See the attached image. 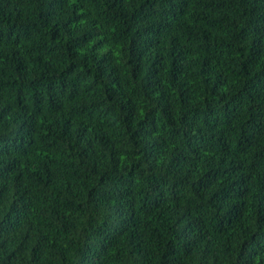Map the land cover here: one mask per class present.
<instances>
[{
  "label": "trees",
  "instance_id": "trees-1",
  "mask_svg": "<svg viewBox=\"0 0 264 264\" xmlns=\"http://www.w3.org/2000/svg\"><path fill=\"white\" fill-rule=\"evenodd\" d=\"M0 264H264V0H0Z\"/></svg>",
  "mask_w": 264,
  "mask_h": 264
}]
</instances>
